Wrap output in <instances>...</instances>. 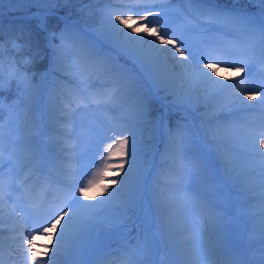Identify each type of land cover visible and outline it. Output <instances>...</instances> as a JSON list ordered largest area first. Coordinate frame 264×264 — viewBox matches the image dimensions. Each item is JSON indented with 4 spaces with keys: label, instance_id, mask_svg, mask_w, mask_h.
<instances>
[{
    "label": "snow or ice",
    "instance_id": "1",
    "mask_svg": "<svg viewBox=\"0 0 264 264\" xmlns=\"http://www.w3.org/2000/svg\"><path fill=\"white\" fill-rule=\"evenodd\" d=\"M13 2L46 44L0 23V264H264V0Z\"/></svg>",
    "mask_w": 264,
    "mask_h": 264
},
{
    "label": "rangeland",
    "instance_id": "2",
    "mask_svg": "<svg viewBox=\"0 0 264 264\" xmlns=\"http://www.w3.org/2000/svg\"><path fill=\"white\" fill-rule=\"evenodd\" d=\"M4 5L5 8L2 12V15H0V17H17V16H30L29 13H31L32 11H28L27 14H20L21 12L24 11V9L30 5L28 4H15L14 2L11 3V4H8V3H5ZM101 7L103 5H100ZM34 8V7H33ZM35 9V8H34ZM31 10V9H30ZM35 10H33L34 12ZM61 16V15H60ZM63 16V15H62ZM46 36V34H45ZM4 55H5V60H7V57H8V51H7V46H6V50L4 52ZM4 68H5V74L7 73V68H8V65L7 63H5L4 65ZM43 71V69H41L36 75V80L38 81L39 78H40V73ZM29 75H32V72H28ZM13 85L16 86V83L13 82ZM21 87H23V85H21ZM43 112V111H42ZM41 112V113H42ZM22 115V113H21ZM43 122H44V126L46 127V129L49 127V118H46V119H41ZM19 121L17 120V115L14 111H12L11 109L8 108V104L5 103V106H4V113H3V119L0 120V149H3V155L5 157V159H7V154L6 153V144L8 143V141L11 140H15L17 138V135L18 133H16L14 130L17 128V125H18ZM67 126H65V130H66ZM10 132L12 133L10 135ZM146 136V140H145V143L147 140V133L145 134ZM45 139H47V137H45ZM2 146V147H1ZM62 147H64L67 151L65 152V155L68 156L69 158V161H70V164L71 163V157L73 155V153H70V150L69 148H74V141L72 139H67L66 142L63 141L62 143ZM160 148L161 150L163 149V145L161 144L160 145ZM148 157L151 158V152L148 153ZM159 158L157 157V160ZM70 166V169L72 168L73 165H69V164H66V167L69 168ZM24 173L23 175L20 177V179L18 181L15 180L16 184L19 185L21 184V182L25 181L28 179L30 173H29V169H24L23 170ZM154 177L156 179L159 180V183H160V186L162 188H166L169 183H170V179L167 178V177H157L155 172L153 173ZM7 179V177H5ZM253 183V181H252ZM25 186L26 184L24 185V188L21 190V191H18L20 194L18 196H20L22 193H25ZM157 259L158 261H160V264H168V261L170 259V253L169 252H166L163 248H161L158 256H157Z\"/></svg>",
    "mask_w": 264,
    "mask_h": 264
},
{
    "label": "trees",
    "instance_id": "3",
    "mask_svg": "<svg viewBox=\"0 0 264 264\" xmlns=\"http://www.w3.org/2000/svg\"><path fill=\"white\" fill-rule=\"evenodd\" d=\"M88 0H85V3H87ZM113 2H119V0H113ZM221 3H224V4H228L230 6V0H220ZM9 4V3H8ZM6 5H4L3 7V10L5 8ZM79 7V6H78ZM31 9V10H30ZM35 10L33 8V6H28L24 9L23 12H21L20 14H27L28 11H32ZM68 11V9L66 8H60L59 12H58V15H64L66 12ZM0 23L3 24V28H4V40L7 41L9 36L11 35H14V34H18L17 33V30L21 27V26H26V27H29L31 28L34 33H35V37H36V40L39 42L40 46L41 47H44V45L46 44V36H45V33L43 32H39V30L37 29V22L35 20H32L30 18V16H17V17H0ZM50 25L54 26L56 21L55 19H51L49 21ZM17 59H21L20 56L17 57ZM46 65V60L45 61H40L39 63H36L34 65H29V72H32L37 74L41 69H44ZM12 90H13V93L15 92L16 90V86L12 84ZM4 95L5 96H9V98L11 99V96L9 94V92L7 91V89L5 90L4 92ZM6 104H8L6 102ZM148 141H146V145H148ZM135 235V232H133V236Z\"/></svg>",
    "mask_w": 264,
    "mask_h": 264
},
{
    "label": "bare ground",
    "instance_id": "4",
    "mask_svg": "<svg viewBox=\"0 0 264 264\" xmlns=\"http://www.w3.org/2000/svg\"><path fill=\"white\" fill-rule=\"evenodd\" d=\"M40 118L42 119H46V118H49V115H48V113H47V111L45 110V111H43L42 113H41V116H40ZM43 124H44V122H43ZM46 128V127H45ZM26 134V132H22V133H18V135H25ZM50 134V133H49ZM17 135V136H18ZM45 137H47V135L45 136ZM1 138V137H0ZM1 140V139H0ZM64 142H66V140L64 141ZM2 147V146H1ZM11 149V145H10V143H9V141H8V143L6 144V153L5 154H7L8 155V151ZM69 150H70V153H73V149L72 148H69ZM67 151V150H66ZM22 155V154H21ZM99 158L97 157V160H98ZM67 164H69V165H73V164H70V161L67 163ZM72 167H74V165L72 166ZM27 169V168H26ZM69 169H70V166H69ZM23 173H24V171H21V173H20V175L18 176V177H16V181H18L19 179H20V177L23 175ZM159 177V176H158ZM160 177H165V176H160ZM34 179V178H33ZM251 181H253V183L255 184L256 182H258V177H256V176H252L251 178ZM5 180H7L6 178H5ZM31 187V181H29L27 184H26V186H25V193H22L20 196H18L20 193L19 192H16V193H13V196H14V198H16V199H19L22 195L23 196H27L28 195V192H27V189L28 188H30ZM12 204H5V205H3V213H4V216H3V219H4V221H5V223H4V228L5 229H7L8 227H9V224H8V215H9V213L11 212V208H12ZM16 226H22L23 225V221L22 220H16ZM186 239H187V237H185ZM5 264H10V262H8L7 261V259H6V252H5Z\"/></svg>",
    "mask_w": 264,
    "mask_h": 264
}]
</instances>
